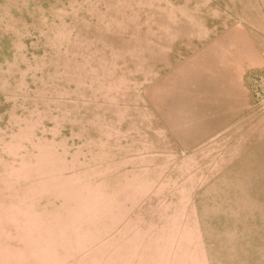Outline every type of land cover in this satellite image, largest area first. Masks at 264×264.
Returning a JSON list of instances; mask_svg holds the SVG:
<instances>
[{
  "label": "rangeland",
  "instance_id": "374dc122",
  "mask_svg": "<svg viewBox=\"0 0 264 264\" xmlns=\"http://www.w3.org/2000/svg\"><path fill=\"white\" fill-rule=\"evenodd\" d=\"M0 264H264V0H0Z\"/></svg>",
  "mask_w": 264,
  "mask_h": 264
}]
</instances>
